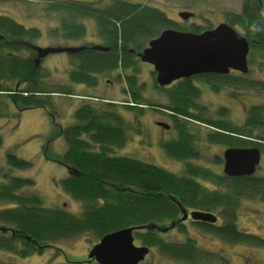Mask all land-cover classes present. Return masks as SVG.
<instances>
[{
	"label": "trees",
	"instance_id": "1",
	"mask_svg": "<svg viewBox=\"0 0 264 264\" xmlns=\"http://www.w3.org/2000/svg\"><path fill=\"white\" fill-rule=\"evenodd\" d=\"M50 6L53 10H63L68 17L53 32L61 31L66 38H80L86 33L82 19L91 18L103 46L109 48L99 51L85 45V49L68 54L72 69L68 71L67 81L77 85L94 87L99 75L115 71L120 66L135 70L141 62L137 53L164 29L201 32L200 26L177 23L159 8L127 0H110L103 7L87 2L57 0ZM226 16V23L242 29V35L249 41V51L261 54L264 67L262 0H242L240 10ZM40 34L39 29L25 27L0 14V94H4L9 99L6 104L12 103L18 112L40 107L47 110L54 129L43 151L49 152L54 138L64 139V152L50 157L66 167L67 175L57 184L80 203L81 209L79 213H72L64 206H45L34 188V179L14 174L15 170L31 168V161L19 158L8 150L6 163L0 166V204L5 205L0 207L1 251L24 258L86 233L99 241L105 234L119 229L139 227L133 230L134 239L140 245L154 248L164 257L184 264H213L216 261L230 264L226 256L200 248L192 238L182 242L163 237L172 229L184 235L189 232L186 220L181 221L182 210L210 213L215 217L220 214L223 218L220 224L218 218L215 223H193L225 242L264 246V238L239 230L234 220L240 199L264 201V176L255 173L229 176L223 170L216 173L189 161L199 158L195 146L198 133L191 131L189 125L192 123L209 128L204 136L209 144L226 148L257 147L264 153V103L251 104L240 122L228 117L227 107H219L215 116L203 117L201 113H204L205 107L198 103L201 89L194 85L193 80H200L215 91L230 86L262 94L264 80L229 72L180 79L169 90V86H159L166 92L169 103L164 107L156 105V108L172 116L170 128L176 133L173 138L161 140V146L168 156L183 163L181 172L176 173L135 158L111 154L126 144L127 131L133 128L132 123L118 112V103L82 101L73 111L72 123L61 126L55 122V114L50 108L53 106L50 101L53 94L58 92L68 96L73 93L63 86L55 90L46 89L42 83L40 61L36 63L35 59L25 54V50H35L26 41ZM135 76H125L132 89L133 103L123 104L128 106L126 108L150 105L142 102L143 98L133 91L138 90L134 88ZM4 111L5 106L1 117ZM217 160L223 162L219 157ZM201 180H209L215 188L204 186ZM0 264L9 263L0 261ZM62 264L98 263L65 260Z\"/></svg>",
	"mask_w": 264,
	"mask_h": 264
},
{
	"label": "rangeland",
	"instance_id": "2",
	"mask_svg": "<svg viewBox=\"0 0 264 264\" xmlns=\"http://www.w3.org/2000/svg\"><path fill=\"white\" fill-rule=\"evenodd\" d=\"M57 0H0V14L9 16L16 22L28 28L39 29L41 34L29 41L27 44L37 47H76L103 45V41L96 32L94 22L91 18H84L86 33L80 38H66L60 32H53L63 21L67 20V14L60 9L53 10L51 2ZM62 1V0H58ZM72 1V0H71ZM87 2L96 7L107 5L110 0H73ZM129 2H140L153 7H157L164 14L174 20H180L178 12H191L195 14L185 25H198L201 31L208 27H216L225 22L226 15L231 12H238L242 5V0H127ZM264 5V0H262ZM228 24V23H227ZM239 33L242 29L237 25H230ZM28 49V48H27ZM25 54L32 59L37 58L35 50H25ZM247 55L249 71L246 77L254 80H264V67L261 64L260 53L250 50ZM42 83L48 89L63 86L70 88L73 94L68 96L58 92L54 93L50 101L53 102L52 111L55 114V122L61 126H67L73 121V111L82 101L92 103H102L112 101L118 103V112L133 128L127 131V141L123 147L115 149L111 154L128 156L144 162L158 165L166 170L180 173L183 168L181 161L168 156L161 146V140H167L176 136L174 130L170 128L172 116L167 111L158 110L156 105H167L169 102L166 92L160 89L156 83V73L153 66L148 63L138 62L135 70L123 69L121 66L111 72H106L98 76V82L94 87L72 84L67 81L68 71L72 69L69 56L65 52L50 53L41 58ZM154 72V73H153ZM235 72V71H231ZM126 74L136 75L134 86L138 90H133L139 94L142 102L150 103L149 106L142 104V108H126L132 105L131 90L127 83ZM179 81V80H178ZM173 82L170 87L179 83ZM194 85L201 89V96L198 99L199 105L205 107L204 116H215L219 107H227L228 117L234 122H240L245 115V111L251 104L264 103V94L254 90L236 89L234 87H222L219 90H212L200 80H193ZM14 88V84H12ZM55 90V89H54ZM166 90V89H165ZM43 95V94H42ZM44 97V96H40ZM9 99L0 94V166H4L6 152L12 150L16 156L31 161L32 166L28 170H15L14 174L31 176L35 181V189L41 195L45 206H64L69 212L79 213L81 205L70 195L64 192L57 184L58 180L67 175L66 167L53 161L50 156L62 154L65 150V142L62 137L52 140L49 152L43 151V146L50 140V135L54 129L53 122L44 108H31L18 112L12 103H7ZM128 101V102H126ZM6 104V105H5ZM5 106L4 116L3 109ZM153 107V108H152ZM155 107V108H154ZM142 112H140L141 110ZM174 120V119H173ZM156 122H162L167 127H160ZM191 131L198 133L195 146L198 148V159L189 161L200 166H206L216 173H222L223 152L225 146L219 144H209L205 142L204 136L209 129L203 124L192 123L189 125ZM47 156L49 158H47ZM256 175L264 176V153H261L259 165L255 171ZM204 186L214 189L215 186L209 180H201ZM31 192V189H25ZM30 190V191H29ZM219 190V189H218ZM5 205L0 204V207ZM235 222L239 230L264 238V201L259 199H240L235 210ZM218 223L223 221L220 214H216ZM185 221V220H184ZM191 221L186 219L189 232L184 235L177 229H172L163 237L172 241H184L192 238L196 244L207 251L226 256L230 264H264V246H253L244 243L231 244L218 237L206 233L199 229ZM98 242L90 234L86 233L76 238L61 241L51 248H46L41 253L28 257H18L0 250V261L9 264H62L65 260L83 261L87 258L89 249ZM134 244L140 243L134 239ZM139 264H184L160 255L154 248ZM213 264H219L214 262Z\"/></svg>",
	"mask_w": 264,
	"mask_h": 264
},
{
	"label": "water",
	"instance_id": "3",
	"mask_svg": "<svg viewBox=\"0 0 264 264\" xmlns=\"http://www.w3.org/2000/svg\"><path fill=\"white\" fill-rule=\"evenodd\" d=\"M192 13L180 12L182 19ZM35 48V62L50 53L67 54L81 51L85 45L76 47ZM92 49L104 51L108 47L93 45ZM131 51V50H130ZM249 41L235 28L223 22L216 27L199 33L180 31L173 28L162 30L151 39L139 53L143 63L153 66L155 80L160 87H167L180 79L192 78L201 74H228L235 71L247 74L249 71L247 55ZM157 125L167 127L162 122ZM223 172L229 176L251 175L260 162L261 152L257 147H228L223 152ZM181 221L188 217L193 221L215 223L217 217L210 213L182 210ZM127 227L105 234L92 246L88 259L98 264H138L149 253V248L134 244L133 230Z\"/></svg>",
	"mask_w": 264,
	"mask_h": 264
},
{
	"label": "flooded vegetation",
	"instance_id": "4",
	"mask_svg": "<svg viewBox=\"0 0 264 264\" xmlns=\"http://www.w3.org/2000/svg\"><path fill=\"white\" fill-rule=\"evenodd\" d=\"M138 3H140V2H138ZM262 4H263V3H262ZM156 8H157V7H156ZM179 13H180V12H178V16H179ZM190 13H191V12H190ZM194 16H195V14L192 13V15H191L188 19H182V18L179 16V17H180V20H174V19H172V20L175 21V22H177V23H180V24H181V23H183V22H189V21L191 20V18H193ZM211 28H214V27H211V26H210V27H208L207 29H211ZM207 29H205V30H207ZM202 31H204V30H202ZM202 31H201V32H202ZM198 33H199V32H198ZM196 76H198V75H196ZM194 77H195V76H194ZM156 123H157V122H156ZM158 126H159V125H158ZM160 127H162V126H160ZM187 219H188V218H187ZM190 220H191V219H190ZM191 221H193V220H191ZM133 232H134V231H133ZM133 232H132V234H133ZM89 251H90V249H89ZM89 251H88V253H89ZM149 252H150V251H149ZM146 256H147V255H146ZM146 256H145V257H146ZM83 261H84V262H90V261H95V260H94V259H88V255H87V258H86L85 260H83ZM95 262H96V261H95ZM139 263H140V262H139ZM139 263H138V264H139Z\"/></svg>",
	"mask_w": 264,
	"mask_h": 264
}]
</instances>
